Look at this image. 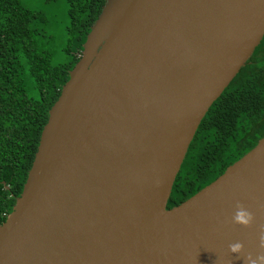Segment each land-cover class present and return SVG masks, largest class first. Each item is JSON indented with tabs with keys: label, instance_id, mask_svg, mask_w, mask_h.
I'll use <instances>...</instances> for the list:
<instances>
[{
	"label": "water",
	"instance_id": "obj_1",
	"mask_svg": "<svg viewBox=\"0 0 264 264\" xmlns=\"http://www.w3.org/2000/svg\"><path fill=\"white\" fill-rule=\"evenodd\" d=\"M264 37V0H106L49 110L0 264H245L264 137L167 209L190 143ZM240 202L251 227L231 222ZM244 251L231 253L229 243Z\"/></svg>",
	"mask_w": 264,
	"mask_h": 264
},
{
	"label": "trees",
	"instance_id": "obj_2",
	"mask_svg": "<svg viewBox=\"0 0 264 264\" xmlns=\"http://www.w3.org/2000/svg\"><path fill=\"white\" fill-rule=\"evenodd\" d=\"M65 8L54 48L49 16L21 0H0V225L22 192L49 110L79 60L106 0H49ZM32 93V94H31ZM264 137V37L202 119L173 184L167 209L221 176Z\"/></svg>",
	"mask_w": 264,
	"mask_h": 264
},
{
	"label": "rangeland",
	"instance_id": "obj_3",
	"mask_svg": "<svg viewBox=\"0 0 264 264\" xmlns=\"http://www.w3.org/2000/svg\"><path fill=\"white\" fill-rule=\"evenodd\" d=\"M21 2L33 11L46 12L48 14L50 21L46 32L55 36L54 48L56 50L61 49L65 27V8L63 4L60 2L52 3L49 0H21Z\"/></svg>",
	"mask_w": 264,
	"mask_h": 264
},
{
	"label": "clouds",
	"instance_id": "obj_4",
	"mask_svg": "<svg viewBox=\"0 0 264 264\" xmlns=\"http://www.w3.org/2000/svg\"><path fill=\"white\" fill-rule=\"evenodd\" d=\"M255 217L254 214L249 211L244 204L237 202L235 205V211L232 215L231 222L236 225H241L245 228L251 227ZM259 248L264 250V229H261L259 235ZM228 249L231 253L240 254L244 251V244L242 242L229 243ZM245 264H264V252L257 254L255 258L251 253L244 255Z\"/></svg>",
	"mask_w": 264,
	"mask_h": 264
}]
</instances>
